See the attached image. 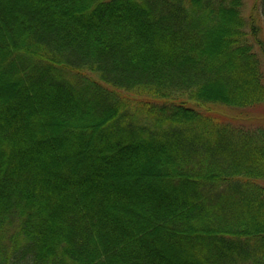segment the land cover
Returning a JSON list of instances; mask_svg holds the SVG:
<instances>
[{
	"label": "trees",
	"instance_id": "16d2710c",
	"mask_svg": "<svg viewBox=\"0 0 264 264\" xmlns=\"http://www.w3.org/2000/svg\"><path fill=\"white\" fill-rule=\"evenodd\" d=\"M244 7L0 0V264H264Z\"/></svg>",
	"mask_w": 264,
	"mask_h": 264
},
{
	"label": "rangeland",
	"instance_id": "374dc122",
	"mask_svg": "<svg viewBox=\"0 0 264 264\" xmlns=\"http://www.w3.org/2000/svg\"><path fill=\"white\" fill-rule=\"evenodd\" d=\"M255 0H245V7H244V15L248 16L252 12L253 4ZM255 13V12H254ZM257 15V24L260 26V37L264 40V18H261L258 12L255 13ZM256 48V44H255ZM259 50V49H258ZM261 60L263 64L264 70V55H261ZM189 101V100H188ZM194 101H189L192 105ZM197 105V104H196ZM198 106V105H197ZM207 106L201 105V109H206ZM213 109V108H212ZM216 111V109H214ZM217 112L227 115V116H238L237 118L243 122L256 124V125H264V103L254 106L251 109L244 110L242 112L239 111H229L227 109L221 108Z\"/></svg>",
	"mask_w": 264,
	"mask_h": 264
}]
</instances>
